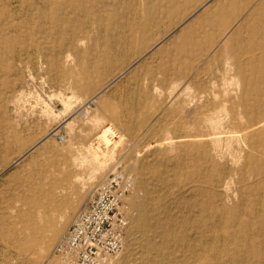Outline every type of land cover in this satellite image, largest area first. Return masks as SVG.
<instances>
[{"label":"rangeland","instance_id":"374dc122","mask_svg":"<svg viewBox=\"0 0 264 264\" xmlns=\"http://www.w3.org/2000/svg\"><path fill=\"white\" fill-rule=\"evenodd\" d=\"M116 171L148 264H264V0H0V264Z\"/></svg>","mask_w":264,"mask_h":264},{"label":"built area","instance_id":"2783aa9c","mask_svg":"<svg viewBox=\"0 0 264 264\" xmlns=\"http://www.w3.org/2000/svg\"><path fill=\"white\" fill-rule=\"evenodd\" d=\"M134 188L129 172L106 178L57 244L54 255L60 264H112L124 251L132 217L125 200Z\"/></svg>","mask_w":264,"mask_h":264},{"label":"bare ground","instance_id":"6f19581e","mask_svg":"<svg viewBox=\"0 0 264 264\" xmlns=\"http://www.w3.org/2000/svg\"><path fill=\"white\" fill-rule=\"evenodd\" d=\"M100 94V93H99ZM65 106V105H64ZM52 113V112H51ZM112 130L111 128H108V129H105L101 134L102 135H99L98 137L103 139V143L105 145V149L106 148H109L110 145V142L109 141V136H107V134L109 133V135H112ZM117 143V142H116ZM97 145H101V144H97ZM95 153V152H94ZM97 154V153H96ZM94 157V156H93ZM97 157V156H96ZM100 158L102 157H98V159L100 160ZM97 159V160H98ZM104 159V158H103ZM103 162V161H102ZM105 164V163H104ZM141 168V167H140ZM135 186H136V178H135ZM231 192V191H230ZM144 219V218H143ZM146 219V218H145ZM139 220L137 221L134 225H135V228L137 229V231L133 234V236L130 237V239L127 241L128 239V236H129V230H130V227H131V222H132V217H131V220H130V227H129V230H128V234H127V238H126V242H125V247H124V250L126 249V246L128 248V251H127V256L125 258H127L129 264H148L150 259H151V255L152 252H151V248L149 246V243H148V232H147V222L146 220ZM174 220V219H173ZM73 222V221H72ZM72 224V223H71ZM71 226V225H70ZM69 226V227H70ZM69 229V228H68ZM67 229V230H68ZM67 232V231H66ZM66 232L63 234L65 235ZM63 235L60 237V239L63 237ZM135 235H137L135 237ZM166 236L167 237H171L172 236V233L170 232H166ZM195 236V234H194ZM173 238V236L171 237ZM167 246V245H166ZM169 246V245H168ZM186 247V246H185ZM166 254V253H165ZM167 255V254H166ZM188 256V255H187ZM155 258V261L157 262V259H158V256L154 255L153 256ZM153 258V260H154ZM116 259V258H115ZM114 259V260H115ZM113 260V262H114ZM152 260V261H153ZM159 261V260H158ZM226 261V260H225ZM112 262V263H113ZM155 262V264H156ZM188 262V261H187ZM153 263V262H152ZM161 262H158L157 264H160ZM164 263V262H163ZM167 263V262H166ZM169 264V263H167ZM174 264V263H173ZM178 264V263H177Z\"/></svg>","mask_w":264,"mask_h":264},{"label":"crops","instance_id":"0c3cea01","mask_svg":"<svg viewBox=\"0 0 264 264\" xmlns=\"http://www.w3.org/2000/svg\"><path fill=\"white\" fill-rule=\"evenodd\" d=\"M237 1V0H236ZM248 7H237V9H240V10H243V9H247ZM232 25H234V23L231 22L230 19H225V23H224V26L226 27H231Z\"/></svg>","mask_w":264,"mask_h":264}]
</instances>
